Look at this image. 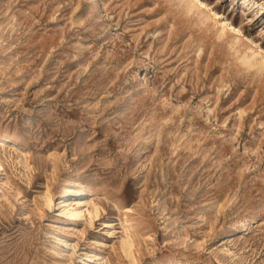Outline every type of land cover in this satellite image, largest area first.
Masks as SVG:
<instances>
[{
    "label": "rangeland",
    "instance_id": "rangeland-1",
    "mask_svg": "<svg viewBox=\"0 0 264 264\" xmlns=\"http://www.w3.org/2000/svg\"><path fill=\"white\" fill-rule=\"evenodd\" d=\"M204 1L243 35L198 0H0V264H264V0Z\"/></svg>",
    "mask_w": 264,
    "mask_h": 264
},
{
    "label": "bare ground",
    "instance_id": "bare-ground-1",
    "mask_svg": "<svg viewBox=\"0 0 264 264\" xmlns=\"http://www.w3.org/2000/svg\"><path fill=\"white\" fill-rule=\"evenodd\" d=\"M198 2L200 3V6L203 7L204 9H208V11H210L213 16L215 17V19L218 18H222L224 20V28L225 25H227L228 27H231L232 29H235L236 31H238L240 34L243 35L242 30L235 26L231 21H229L225 16L222 15V13L215 11L208 3H206L204 0H198ZM223 28V29H224ZM252 40V39H251ZM253 44L260 50V52L264 53V48L262 46H260L256 41L252 40ZM260 67H264V62H262L260 64ZM12 140L8 139L7 137H3L0 136V142L2 145L7 144V142H10ZM1 167V164H0ZM65 199L63 200V211L68 215L69 218H77V217H83L86 215V211L88 212V214L92 215L94 213L98 214V209L95 207V203L92 202L94 198V194H87L83 188H81V184L78 181L72 182L65 191ZM87 194L88 197V201H84L83 197H81L82 195ZM47 205L50 206L51 205V200L47 199L46 200ZM87 204H92L93 208L92 209H85V206ZM129 221V220H128ZM245 224V223H243ZM60 245L64 243L63 239H58ZM59 247V245H58ZM84 257H86L87 259H89L90 261H96L99 260L100 257L97 253L93 254V255H88V254H84ZM176 264V263H174Z\"/></svg>",
    "mask_w": 264,
    "mask_h": 264
}]
</instances>
